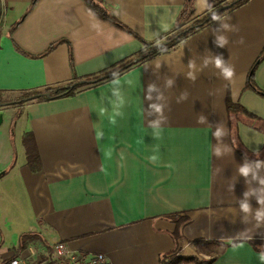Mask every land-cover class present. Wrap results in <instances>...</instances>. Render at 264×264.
<instances>
[{
    "label": "crops",
    "instance_id": "obj_1",
    "mask_svg": "<svg viewBox=\"0 0 264 264\" xmlns=\"http://www.w3.org/2000/svg\"><path fill=\"white\" fill-rule=\"evenodd\" d=\"M103 1L132 32L99 17L88 0H0V90L41 89L107 70L142 49L138 37L151 41L172 32L185 3ZM208 5L195 0L187 24ZM221 18L112 79L26 104V131L35 137L41 167L26 164L22 144L24 158L0 159V194L14 211L22 201L31 210V230L46 240L34 245L40 252L62 240L75 250L104 253L111 264H158L177 248L193 258L180 264H201L212 256L209 245L191 243L201 239L227 244L206 264H264V223L258 227L255 218L264 210L257 202L264 201V164L257 167L264 162V132L257 128L264 125V96L243 89L264 50V0H248ZM219 37L227 41L223 47ZM218 55L234 67L231 80L216 68ZM117 77L121 84H112ZM254 81L264 89V57ZM113 90L124 100L115 125L109 121ZM228 94L247 110L234 122L235 141ZM4 112L0 107L2 118ZM246 163L247 178L239 172ZM245 193L249 213L241 210Z\"/></svg>",
    "mask_w": 264,
    "mask_h": 264
},
{
    "label": "trees",
    "instance_id": "obj_2",
    "mask_svg": "<svg viewBox=\"0 0 264 264\" xmlns=\"http://www.w3.org/2000/svg\"><path fill=\"white\" fill-rule=\"evenodd\" d=\"M35 1L36 0H33V4ZM246 1L248 0H209V6L211 7L208 8L207 12L203 16L187 24L188 19L190 18L191 14L195 9V0H185L181 13L176 21V24L172 32H170L163 38H158L156 40H151V41L145 40L144 38L137 36L143 43V47L134 56L130 58H126L121 62L117 63L116 65L112 66L111 68L104 70L100 73L84 76V77L73 74L72 78L68 81L47 85L41 89L24 90V91L0 90V106L7 104L23 103L25 101H30V100L46 101L51 99L73 96L86 87L96 85L98 83H102L104 81L116 77L113 75V73H116L118 76L123 72L127 71L128 69H130L131 67L147 59H150L156 55L168 52L176 48L190 34L212 23L213 21L211 19V15L213 13L222 16L227 12L240 6L241 4L245 3ZM88 2L99 17L104 19H109L118 26L132 32L128 27L122 24L111 13L108 6L105 4L103 0H88ZM16 24L12 26L11 31L13 30ZM157 41H161V43L158 45ZM54 45L55 44L50 45L49 48L47 49V52L50 51L54 47ZM15 46L20 51V48L16 44ZM139 56H141V59L136 60V58H138ZM263 57H264V50L257 58L254 65L252 66L248 80L243 89H253L259 94L264 96V89L259 88L254 81L255 69L257 65L260 63V61L263 59ZM82 79H85L86 81L84 83H80V80ZM226 106L230 117L229 120L231 124V136L233 141H235L236 136L233 129L234 122L237 120V117L239 116L240 112L247 110H245V108L240 102L238 101L235 102L231 100L229 94L227 95L226 98ZM257 128L264 132V125H258ZM22 144L25 150L26 164L31 168V170L38 171L41 167V159L38 152L36 140L32 131L29 130L24 132L22 136ZM260 157H264V156H260ZM179 228H180V222L177 224V229L175 233L176 238L180 236ZM40 242L46 244V240L37 231L29 230L22 232L19 235V245L17 251H15L13 255L7 258L3 262V264L9 263L13 257L24 253L30 244L32 245L34 244L37 246ZM236 242L238 241H233L232 243H236ZM191 243L195 245L197 248L199 247L203 248L206 244L209 245L211 248H213L214 246H218L217 249L213 248L214 250H210V252H212V256L207 259L201 260L200 261L201 264L212 262L215 259V257L218 255V253H220L221 249H223L227 245L224 241L205 242L201 239H195ZM178 251L179 250L176 248L171 252L162 254L158 264H180L185 259L187 260L193 259L192 257H188V256L185 257L180 256Z\"/></svg>",
    "mask_w": 264,
    "mask_h": 264
},
{
    "label": "rangeland",
    "instance_id": "obj_3",
    "mask_svg": "<svg viewBox=\"0 0 264 264\" xmlns=\"http://www.w3.org/2000/svg\"><path fill=\"white\" fill-rule=\"evenodd\" d=\"M28 102L0 106L3 110L8 111L3 113L0 123V159L7 158L10 153L13 160L15 157L17 158V153L19 159L24 158L22 135L26 131V114L23 110ZM2 169L0 171H3ZM0 201H4L0 211V264H3L4 259L13 255L18 248L20 233L33 229V220H30L33 214L29 208L23 205L24 201L20 208L15 207V211L8 199L5 200L1 197ZM213 248L212 250H214Z\"/></svg>",
    "mask_w": 264,
    "mask_h": 264
},
{
    "label": "clouds",
    "instance_id": "obj_4",
    "mask_svg": "<svg viewBox=\"0 0 264 264\" xmlns=\"http://www.w3.org/2000/svg\"><path fill=\"white\" fill-rule=\"evenodd\" d=\"M208 7H211V6L208 5ZM211 19H212V21L215 22V21L221 20L222 18H221L220 15L213 13L211 15ZM222 27L228 28L229 26L227 24H224V25H222ZM165 31H167L166 28H165ZM243 42H244L243 41V38H241L240 43H243ZM157 43L159 45L161 43V41H157ZM217 43L219 44V46L223 47L227 43V41H226V39L224 37H219ZM192 66H193V62L192 61H189V67L191 68ZM215 66H216V68H219L221 70V74H222V76H223V78L225 80H231L232 77L235 74L234 67H232V66L226 67L223 58L221 56H219V55L215 57ZM113 75L114 76H117L116 73H113ZM189 78L192 79L193 81L195 80V76H193L191 73H189ZM121 82H122V79L119 78V77H117L111 83L112 84H115V85H119V84H121ZM152 87H153L152 85L149 86L150 89ZM113 95L117 97V100L112 102L113 103V106H114V111L110 115L109 121H110L111 124L115 125V123H116V117L117 116H120L122 114L120 112V108L124 104V100L121 97L119 91H117V90H113ZM152 107L155 109L156 112H160L161 111V108L158 105H152ZM105 112H106V109L105 108L101 107L99 109V115L100 116H104L105 115ZM95 135H96L97 138L103 139V133L102 132L96 131V134ZM214 135H216L217 137H219L220 131L217 130V132ZM155 136L157 138H159L160 132L157 131L155 133ZM149 160L150 161H155V160H157V157L156 156H151V157H149ZM262 164H264V162L257 161V167H260ZM167 166L170 167V168L172 167L171 164H169ZM250 171H251V169L247 165V163L244 166H242V167L239 168L240 174L242 176H244L245 178L248 177ZM247 197H248V193H245V200H244V202L241 203V210L244 213H249L251 211V206H250V204L247 201ZM257 202H258L259 205L264 204V201H262L260 199H258ZM255 218H256V221H257V226L259 227L261 223H264V210H261V209L258 208L257 211H256V217ZM234 247H235V245H234ZM259 258H260L261 261H264V253H261Z\"/></svg>",
    "mask_w": 264,
    "mask_h": 264
},
{
    "label": "built area",
    "instance_id": "obj_5",
    "mask_svg": "<svg viewBox=\"0 0 264 264\" xmlns=\"http://www.w3.org/2000/svg\"><path fill=\"white\" fill-rule=\"evenodd\" d=\"M7 264H111L104 253L79 251L62 241L52 242L44 252L30 244L27 250Z\"/></svg>",
    "mask_w": 264,
    "mask_h": 264
},
{
    "label": "water",
    "instance_id": "obj_6",
    "mask_svg": "<svg viewBox=\"0 0 264 264\" xmlns=\"http://www.w3.org/2000/svg\"><path fill=\"white\" fill-rule=\"evenodd\" d=\"M139 59H141V56H139L138 58H136V60H139ZM85 81H86L85 79H82V80H80V83H84ZM1 121H2V116L0 115V123H1Z\"/></svg>",
    "mask_w": 264,
    "mask_h": 264
}]
</instances>
